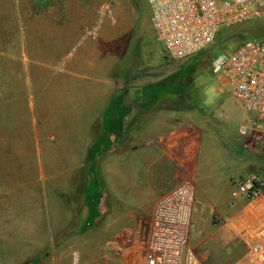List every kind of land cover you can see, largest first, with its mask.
<instances>
[{
	"label": "crops",
	"instance_id": "0c3cea01",
	"mask_svg": "<svg viewBox=\"0 0 264 264\" xmlns=\"http://www.w3.org/2000/svg\"><path fill=\"white\" fill-rule=\"evenodd\" d=\"M49 2L31 0L28 9L23 0H0V99L7 115H15L17 129L26 131L22 139L37 146L32 174L36 180L29 194H15L17 204L18 196H26L20 209L30 210L20 217L16 214L15 224L21 228L15 240L54 242L56 218L62 225L72 219L74 207H66L65 202L80 201L88 150L103 139L110 140L112 148L119 145L100 164L114 209L150 211L164 194L191 180L195 186L193 223L203 221L204 227L215 229L221 224L227 228L222 232L228 246H237L234 224L243 214L246 201L232 199L230 184L253 163L249 159L257 140L239 135V143L235 144L242 154L234 155L236 168L227 167L224 173L214 176L212 164L202 170L199 151L204 129L213 127L199 121L198 111L183 112L175 96L160 98L148 112H138L133 105L141 87L176 73L173 65L167 64L164 51L155 67L120 59L118 46L111 45L112 40L104 46L106 51L102 50L100 38L84 41L81 30L85 23L72 22L71 18H84L88 11L56 9ZM124 25L127 27L129 21ZM139 39L141 46L149 39L154 42V33L142 34ZM129 70L135 73L134 78H128ZM119 97L128 109L123 116L125 138L121 142L106 133L111 123L117 124L119 109L110 112V105ZM39 141H47L41 150ZM54 141H58L57 145ZM207 143V161L214 163L209 151L216 143ZM199 171L203 175L198 177ZM225 184H229L230 198L223 202L217 187ZM85 209L74 211V219L85 220ZM44 248H48L47 244ZM27 252V258L37 254Z\"/></svg>",
	"mask_w": 264,
	"mask_h": 264
},
{
	"label": "rangeland",
	"instance_id": "374dc122",
	"mask_svg": "<svg viewBox=\"0 0 264 264\" xmlns=\"http://www.w3.org/2000/svg\"><path fill=\"white\" fill-rule=\"evenodd\" d=\"M23 1L30 9L31 0ZM51 1L52 4H50ZM50 2L49 4L56 9H85L88 11L84 18H71L72 22L82 20L85 23L81 30L84 41L100 38L102 50L106 51L104 46L112 40L111 45L118 46L120 59L126 58L138 63H149L154 67L155 64L157 65L163 53L162 46L150 39L143 46L139 45L141 42L139 38L142 34L153 35L148 7L144 0H50ZM125 21H129L127 27L124 25ZM253 38L264 40V18L234 27L221 28L213 43L190 60L170 63L166 58L167 64L169 62L168 65H173L175 72L191 67L195 70L190 91L192 101L181 103V107L183 112L189 109L198 111L199 121L213 127V129H204L203 142H201L199 151L201 169L205 168L206 171L212 164L213 176L224 173L227 167L232 170L233 167L238 166L234 155L238 152L242 154V151L236 148L235 142L239 140L238 131L241 123L243 124L249 116L244 112L241 104L231 97L229 91L221 86L222 81H216L210 73V60L227 48L238 46L242 40ZM170 74L168 73L167 76ZM127 75L129 79L136 76L131 70L127 72ZM6 109L4 102L2 103L0 99V264H25L29 260L32 264H46L47 259L49 264H71L74 254H77L78 264H139L143 259L151 232L153 209L150 211L114 209L115 204L109 200L112 194L108 192L102 178L104 185L100 187L104 191L100 199L99 218L95 223L88 224L83 217L74 219L75 212L86 208L83 205V193L92 177L87 172L85 173V184L78 198L80 201L65 202L66 207H74L71 210L72 219L65 220L67 225L60 224L61 219L59 218L55 220L54 242L32 243L15 240V235L21 228L20 225L15 224L16 214L20 217L22 213L30 211L28 208L20 209V204L26 201V196H18L20 204H17L15 194L17 192L29 194L31 184L36 180L32 174L35 170L37 146L29 139H22L21 135L26 131L17 129L15 115H7ZM8 116L11 117L8 119ZM208 141H214L217 144H214L211 147L212 151H209L214 158V163L207 161ZM46 142L39 141L40 150ZM57 143L58 141H54L53 144L57 145ZM105 144H108V141H105ZM252 148L254 153L250 154L249 160L253 163L239 177L250 174L264 177V144L261 147L252 145ZM109 155L110 153L103 160H106ZM200 174L202 176L203 171L201 173L199 171L198 177ZM230 187L232 191L233 182ZM230 187L229 184L217 187L222 194L223 202L230 198ZM68 212L70 213L69 210ZM192 224L187 248L201 262L204 264H239L244 261L246 250L238 240H236L237 246H228L230 244H224L222 241L224 240L222 234H220L222 237L219 235L214 237L215 228L212 226L204 227L203 221L199 224L193 223V218ZM46 244L48 248L45 249ZM27 250L33 251L31 254L36 251L37 254L27 258L26 255L29 253Z\"/></svg>",
	"mask_w": 264,
	"mask_h": 264
},
{
	"label": "built area",
	"instance_id": "2783aa9c",
	"mask_svg": "<svg viewBox=\"0 0 264 264\" xmlns=\"http://www.w3.org/2000/svg\"><path fill=\"white\" fill-rule=\"evenodd\" d=\"M144 1L156 42L168 59L176 63L206 50L221 28L264 18V0ZM210 73L222 81V86L249 116L239 128V135L256 139L261 147L264 40H246L222 51L211 59ZM231 197L246 201L243 214L234 224L235 239L246 250L244 261L239 264H264V177L250 174L234 180ZM194 207L195 186L191 180L183 181L156 201L151 232L139 264H204L187 248ZM220 225L214 226V234L222 233V241L229 244L222 232L226 227ZM71 264H78L77 254Z\"/></svg>",
	"mask_w": 264,
	"mask_h": 264
},
{
	"label": "trees",
	"instance_id": "16d2710c",
	"mask_svg": "<svg viewBox=\"0 0 264 264\" xmlns=\"http://www.w3.org/2000/svg\"><path fill=\"white\" fill-rule=\"evenodd\" d=\"M246 40H257L244 39ZM240 43V44H241ZM239 44V45H240ZM211 62V60H210ZM194 68H188L181 70L179 72L173 73L160 81L152 82L141 87L140 97L133 101V105L137 108L138 112H148L150 111L160 98L167 96H175L180 103H185L186 101L191 102L192 97L190 95L191 85L194 78ZM122 98H118L112 101L110 105V112L114 111L116 108L119 109V117L117 124L115 122L111 123L106 130L108 136H114L121 141L125 138V132L122 127L123 116L127 114L128 109L122 106ZM114 103L117 106L114 108ZM135 119V117H134ZM108 141V144H105ZM107 146V148H105ZM118 146L112 148V143L110 140H101L94 142L88 150L87 159L85 162L86 172L91 174V179L89 181V186L84 189L83 205L87 209L86 223H95L100 216L99 205L100 199L103 196V188H101L104 183L102 176L100 174V164L103 158L111 153L112 149H119ZM98 174V176H97ZM101 186V187H100Z\"/></svg>",
	"mask_w": 264,
	"mask_h": 264
}]
</instances>
